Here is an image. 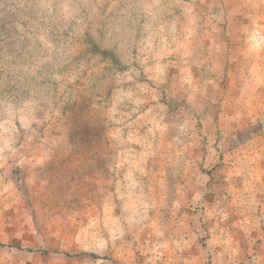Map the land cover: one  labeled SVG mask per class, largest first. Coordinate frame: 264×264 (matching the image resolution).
Returning a JSON list of instances; mask_svg holds the SVG:
<instances>
[{"label": "rangeland", "instance_id": "obj_1", "mask_svg": "<svg viewBox=\"0 0 264 264\" xmlns=\"http://www.w3.org/2000/svg\"><path fill=\"white\" fill-rule=\"evenodd\" d=\"M47 2L0 0V264H264V0Z\"/></svg>", "mask_w": 264, "mask_h": 264}, {"label": "clouds", "instance_id": "obj_2", "mask_svg": "<svg viewBox=\"0 0 264 264\" xmlns=\"http://www.w3.org/2000/svg\"><path fill=\"white\" fill-rule=\"evenodd\" d=\"M44 9H46L50 14H58L60 10L65 7L63 0H48L47 3L43 4ZM80 7L91 9V11L95 12V5L91 3V0H81ZM91 18V17H90Z\"/></svg>", "mask_w": 264, "mask_h": 264}]
</instances>
